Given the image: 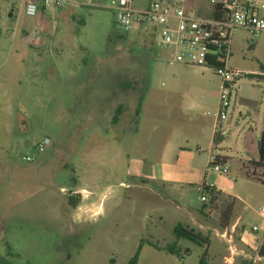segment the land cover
<instances>
[{
    "label": "rangeland",
    "instance_id": "374dc122",
    "mask_svg": "<svg viewBox=\"0 0 264 264\" xmlns=\"http://www.w3.org/2000/svg\"><path fill=\"white\" fill-rule=\"evenodd\" d=\"M134 1L142 9L149 0ZM206 2L195 5L208 8ZM23 5L0 0V264H128L140 245L139 264H199L203 256L208 264H227L225 245L204 226L197 229L208 241L181 239L179 254L147 243L175 241L174 225L185 224L183 212H189L178 194L186 191L190 208L201 209V186L184 184L170 196L172 183L166 192L160 183L132 176L139 162L150 171L177 156L207 167L220 77L211 68L170 65L158 37L149 29L124 33L110 8L71 5L29 16ZM114 27L121 37L109 41ZM229 65L243 75L214 154L227 156L219 163L230 170L213 172L230 179L244 198L234 205V218L244 215L263 235L264 218L255 210L264 206V184L248 178L242 163L246 134L259 135L264 121V33L250 38L238 29ZM126 75L144 87L142 96L113 95ZM192 102L197 109L183 115L181 108ZM188 128L204 130L192 136L201 151L195 144L184 153L166 151ZM46 137L51 144L38 151ZM250 167L264 176L263 167ZM67 183L88 188L70 213L58 194ZM202 216L218 224L216 213Z\"/></svg>",
    "mask_w": 264,
    "mask_h": 264
},
{
    "label": "built area",
    "instance_id": "2783aa9c",
    "mask_svg": "<svg viewBox=\"0 0 264 264\" xmlns=\"http://www.w3.org/2000/svg\"><path fill=\"white\" fill-rule=\"evenodd\" d=\"M208 8L196 0H149L142 8L135 7L134 0H108L101 3L94 0H24L23 9L29 16H37L49 10H60L71 5L85 7H107L115 12L116 24L124 32L144 30L158 37L161 45L169 53L170 65L184 63L192 66L211 68L220 77L219 104L216 112V128L229 117L234 99L239 91V79L243 72L229 65L232 41L238 29L246 30L250 38L264 33V0H206ZM264 80V73L259 74ZM51 144L49 137L37 143L36 149L44 151ZM209 166L212 170L228 173L229 168L221 165L211 153ZM31 161V156L24 157ZM214 191L201 194L206 213L220 215V196L212 185H204ZM264 218V206L255 210ZM239 223L220 231L226 239L228 253L224 257L227 264H235L236 257L244 256L252 262L264 260V255L249 249L247 241L240 240L247 248L237 245L236 232ZM255 225L244 228V232L256 233Z\"/></svg>",
    "mask_w": 264,
    "mask_h": 264
},
{
    "label": "crops",
    "instance_id": "0c3cea01",
    "mask_svg": "<svg viewBox=\"0 0 264 264\" xmlns=\"http://www.w3.org/2000/svg\"><path fill=\"white\" fill-rule=\"evenodd\" d=\"M10 15H12L11 12H9ZM220 90V87H219ZM219 90H218V99H219ZM200 91V90H199ZM113 95L115 97H118V94L115 95L113 93ZM238 96V94H237ZM236 96V97H237ZM237 99V98H235ZM234 99V100H235ZM119 107V106H118ZM197 109V105L192 102V105L190 104L188 107H182L181 111L183 115L189 116L191 114L192 111H195ZM93 112V110H91ZM217 112V111H216ZM217 120V116L215 114V119H214V123L209 135V152L210 154L213 153L214 156L217 157V159L219 161L222 162H226L227 163V156L225 155H221V154H214V149L217 148V141L219 139L223 138V125L224 122L226 121H222L221 122V128H216V121ZM263 125H264V121L263 124L261 126V129L259 131V135L261 130L263 129ZM200 132H202V134L204 133V130L201 129L199 130ZM197 131V132H199ZM197 132L193 131L191 128L186 129V131L184 130L182 132V138L181 139H177L176 143H172V142H168L166 145V151L171 152L173 150L179 151V152H185V151H190V146L191 144H195L194 146H196V148L198 149V151H201V148L199 147L198 143L200 141L198 140H193L192 136L198 134ZM220 134L219 135V139L216 141V134ZM201 134V133H200ZM259 135H255L253 133V131H250L246 134L245 138H244V142H245V146L247 148V158L246 161L242 163L243 167L246 168V176L248 178L254 179L253 178V174L255 173L254 168L250 167L252 165L249 164V162L251 160H258L259 159V149H258V141H259ZM249 154H252V156H250ZM167 157V155H166ZM209 160H210V155L208 158V165L207 167L203 166V165H197L195 164L193 161H190L189 159H181L179 156H177L175 159H169V158H165L162 159L160 162L151 165V169L150 171H146L144 170V165L142 166V162L138 163V166H136V170L134 172H132V176L135 178H140L142 180H152L156 183H160V185L163 186V188L165 189L166 192H168V189L166 188L167 186L165 185L167 182L172 183L171 185V189H170V193L169 195L172 196L171 193H173V191H178L176 190L178 187H182L183 189V185L184 184H189V185H198L199 187L202 185H212L214 188H216L218 190V192H220V215H218L219 217V221L218 224L216 226H210L209 224H207L204 219H203V214H205L204 209H198L195 210L193 208H190V204L188 203V195L186 193V191L181 192L180 195L183 199L186 200V204L189 206V212L188 214L184 213L185 215V224L187 226H192L195 228H211L213 230L214 235L220 239L222 241V243L225 245V249L228 253V243L226 241V239H223L219 236L220 231L226 229H229L230 226L234 223H239L238 227H237V232L235 234L236 236V240H237V245L239 247H243V248H247L246 244L243 243L240 238L241 236L244 237V239L247 241L248 243V247L250 250H252L255 253H260L264 255V234L263 235H259L257 233H251V232H244V228L249 227L251 225H249V223H247L246 219H244V215L239 214L234 218L233 215V207L234 205L239 202H243L244 203V198L235 191L234 189V184L233 182H231L230 179L225 178L223 176H218L216 175L209 166ZM251 169H249V167ZM72 170V171H71ZM230 170V169H229ZM70 171L73 173L74 170L73 168L70 169ZM220 173V172H219ZM87 188V187H86ZM68 190H72L70 193H66V191ZM83 190H88L85 188H77V189H73V185L67 183V185H61L60 186V193H58L59 195H61L62 198V205H61V209H66L69 213L72 210H75L78 208V204L77 205H73V201L70 200V198L74 197V198H80V194L83 193ZM89 192V191H88ZM74 196H72L73 194ZM77 195V196H75ZM226 197H229V200H226ZM64 200V203H63ZM222 201H224V203L222 204ZM226 203V206L224 207ZM96 205L94 203H92L91 205H88V208H90L91 210L93 209V207H95ZM98 206L100 207V211L103 210V201L101 203V205L98 204ZM226 212V213H225ZM221 213H223V218H224V223L223 224L222 220H221ZM90 214L88 213V216ZM248 217V216H247ZM90 219V218H89ZM181 222V221H178ZM177 222V223H178ZM176 223V224H177ZM175 224V225H176ZM174 225V227H175ZM176 239V238H175ZM174 242V241H173ZM262 251V252H261ZM226 253V254H227ZM226 254H223L222 260L224 263H226L224 261V257ZM262 261V260H260ZM238 262L242 263V264H253L255 262L252 263L251 259H248L244 256H238L236 257V261L235 264H237Z\"/></svg>",
    "mask_w": 264,
    "mask_h": 264
},
{
    "label": "trees",
    "instance_id": "16d2710c",
    "mask_svg": "<svg viewBox=\"0 0 264 264\" xmlns=\"http://www.w3.org/2000/svg\"><path fill=\"white\" fill-rule=\"evenodd\" d=\"M124 32V31H123ZM119 30L114 27L109 35L108 40L112 41L115 38H119L121 37V34L119 33ZM124 33H128V32H124ZM132 91H137L140 92V95L142 96L143 92H144V87L143 86H139L136 85L130 78L129 75H126V77H124L123 79V83L119 82L118 86H116V89L114 91V94L118 96L121 93H130ZM141 98V97H140ZM122 109V106L119 105L117 112H120ZM114 120H117V116H114ZM219 133L216 134V141L219 139ZM258 149H259V159L258 160H251L250 163L256 168V167H263L264 168V125H263V129L260 132L259 135V141H258ZM253 178L257 179L258 181L262 182L264 184V176H257L255 173L253 174ZM204 192H211V197L214 194L213 190H210L209 187H206L204 185L201 186V194H203ZM217 194L220 196V192H217ZM221 198V197H220ZM71 201H73V205H77L79 198H70ZM205 207V205L203 204V208ZM225 207V206H224ZM226 213V212H225ZM221 220L223 221L222 223H224V218H223V213H221ZM174 233L176 236V239L173 243L169 244V245H165V246H160L159 244L152 242L150 240L147 241L148 244H150L151 246H153L156 249L159 250H164L168 253H172V254H179L181 252V248L179 247V241L181 239H190L193 242L196 243H202V242H207L209 238L204 237L202 235V232L192 226H187L184 225L181 222H178L175 227H174ZM141 249H142V245H140L138 247V250L135 252V254L131 257V259L128 261V264H139V258H140V253H141ZM187 250L184 251V253H186ZM262 252V251H261ZM263 254V252H262ZM199 264H208L207 259L205 256H203L200 261Z\"/></svg>",
    "mask_w": 264,
    "mask_h": 264
}]
</instances>
